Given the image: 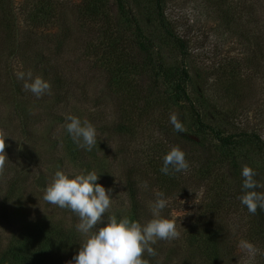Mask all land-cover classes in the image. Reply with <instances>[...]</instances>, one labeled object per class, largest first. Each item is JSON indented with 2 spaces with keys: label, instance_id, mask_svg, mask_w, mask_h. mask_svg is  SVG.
<instances>
[{
  "label": "rangeland",
  "instance_id": "rangeland-1",
  "mask_svg": "<svg viewBox=\"0 0 264 264\" xmlns=\"http://www.w3.org/2000/svg\"><path fill=\"white\" fill-rule=\"evenodd\" d=\"M161 1L167 28L184 41L183 55L178 41L159 27L155 0H122L126 15L119 11L115 0H108L107 11L101 16L106 18L95 26L83 16L76 18L70 14L74 6L82 13L83 4L88 5L89 0H52V14L44 17L41 11L36 12L31 23L26 19H30L33 4L13 0L12 10L21 9L22 4L24 10L17 14L9 34L15 39L6 40V45L17 47L21 38L36 27L32 39L36 43L32 45L49 40L42 49L47 44L46 47H53V53L58 50L59 59L53 54L61 65L57 71L60 79L73 89V96L60 97L52 110L42 96L37 99L28 91L15 98L12 83L1 76L0 138L5 144V159L0 168V207L8 183L15 181L17 187L6 201L5 216L0 212L2 246L10 241L11 233L15 232L18 239L33 224L43 221L75 230V216L42 199L43 188L55 170L69 174L95 170L100 175L97 182L112 191V203L104 215L119 218L129 211L123 171L134 164L135 172L151 174L161 167V155L177 146L185 153L189 167L180 172L177 189L164 192L168 204L162 215L176 221L179 235L153 245L159 264H182L174 252L188 248L185 233L195 227L199 216L209 213V208L227 222L223 227L236 248L229 264H264V212L257 209L252 215L238 199L240 170L245 165L255 170L257 191L264 192V0ZM40 7L37 3L36 8ZM128 15L153 45L151 62L159 57L176 75L182 66L187 69L190 80L185 88L195 111L186 101H167L166 87L160 76L154 75L158 70L152 72L142 67L145 55L133 53V49L120 50L118 54L124 63L116 60V67L113 56H89L86 46L101 48L114 30L128 29L121 25ZM127 37L133 39V31ZM38 49L41 50L39 46ZM9 50L17 51L8 49L7 54ZM7 54L2 55L0 69L11 79H17L16 73L23 69L27 72L29 64ZM26 56L34 63L30 50ZM130 63H137L138 70L131 69ZM26 96L30 97L25 102L27 130L14 111V103ZM68 114L87 119L96 128L97 144L91 151L79 148L77 154L71 148L73 141L64 129ZM172 114L182 124V131L178 132L170 123ZM214 134L233 138L230 145L222 148L227 155L224 162L209 168L198 157L205 158L209 151L212 158L206 159L210 164L218 159L214 148L220 144ZM145 182L143 190L147 188ZM150 186L139 198L144 207L141 223L151 218L150 201L155 199V193L159 188V192L164 191ZM257 233L258 238L253 237ZM241 240L255 246L254 256L239 247Z\"/></svg>",
  "mask_w": 264,
  "mask_h": 264
},
{
  "label": "trees",
  "instance_id": "trees-1",
  "mask_svg": "<svg viewBox=\"0 0 264 264\" xmlns=\"http://www.w3.org/2000/svg\"><path fill=\"white\" fill-rule=\"evenodd\" d=\"M26 1L27 5L33 4L31 6L33 12L30 15V19H26L27 22H33L34 15L40 11L44 17H46V14H52V0H41V2H38V0ZM107 1L108 0H89L87 3L88 5L83 4L82 13L79 10V7L76 8V6H74L70 9V14L75 15L76 18H82L83 16L86 21H90V24L95 26L96 22H101L106 18H102L101 16L105 13V11H107ZM115 1L118 4L119 11L121 13H125L126 15L122 0ZM161 2V0H155L157 6L158 25L167 35L178 41L180 53L183 55L185 54L183 52V49H185L184 41H181L180 38L176 37L167 28L163 19L162 9H160ZM37 3L41 5L39 9L36 8ZM12 4L13 0H0V64H3L2 55L7 54L8 49L16 48L17 51L9 50L7 55L10 58H17L19 62H27L25 65L29 64L28 70L31 71L34 76L40 75L50 84V91L42 95V100H44V103H48L53 110L55 108L54 106L58 104L60 97L64 98L68 95L73 96V89L68 87V84L64 79H60L59 72L57 71L59 66H61L57 62V59L59 58L56 52L58 50L55 49L56 59L53 57V54H55L53 53V47H46L49 40L42 39L37 42L36 46L32 45L33 43H36L32 41L33 36L35 35L33 29L36 27L31 29L29 28L30 31H28V34L24 35L20 41L18 40L19 42L17 47L12 45L10 48L9 44L6 45V40L15 39L14 36L9 34L13 31L12 25L17 21V14L20 12L23 13L24 10L22 9L23 4L20 6L21 9L16 8L15 10H12ZM32 24L35 26L34 23ZM124 24L125 26H128V29L125 28V30H120V32L114 30L113 34L108 37L106 42L102 44L101 48H99V45L86 46L89 56H94L95 54L103 55V57L113 56V59H115L114 66L116 67V60H118V63L120 64L124 63V59H122L121 54H118V51L121 50V52H124L125 49H133V53H139V55L143 54L146 56L147 59H145L142 65L145 70L152 72L156 71V69L158 70V73L154 72V75H159L163 85L166 87L168 92V95L166 94L168 102L176 101L179 103L181 101H186L190 103V99L185 88L186 84L190 80L187 69L182 66L181 70L176 75L175 73H171L165 67L159 57L155 59L154 62H151V51L153 48L151 41L146 39L136 20L129 19V15L125 16V21L121 25L124 26ZM130 31H133V39L130 38L128 40L127 34ZM45 41L47 44L43 46L44 48L42 49V45ZM38 46L41 50L38 49ZM59 47L61 46H58V48ZM29 50L30 54H34L31 58L34 63L29 61L28 56H26V53ZM45 53H47V55H44ZM95 62L97 64L99 63L98 60ZM137 63H130L129 67H131V69L138 70L137 68H139V65ZM125 65L128 64L125 63ZM2 75L7 78V82L12 83L13 89L16 92L13 96L18 98L21 93L25 91L23 89V81L11 79L8 73H3L2 69H0V86ZM32 96L34 95L32 94ZM28 98L30 97L26 96V98L22 99L21 102L16 101L14 103V107H16L14 111L18 112L17 115L19 116L22 127L25 130H27L29 126V121L25 115V102H29ZM25 99L28 101H25ZM190 107L193 111H195L192 103H190ZM49 114L51 116L52 111ZM196 117H198L197 113ZM121 129L122 127H119V130ZM118 132L122 133V131ZM213 132L214 131L212 129L211 133ZM214 136L216 141L220 144L214 148L216 149V153H218V159L215 158V161L210 164V161L206 159L207 156L212 158L209 151L206 152L207 155L205 158L201 155L198 157L201 161L204 160V166L208 165L209 168L210 165L215 167L219 165V162H224L227 155L224 151H222V148H226L230 145L233 138L232 135L219 137L218 134H214ZM71 148H73L74 151L76 149L77 154L80 152L79 148L74 143H72ZM161 156L163 157V155ZM39 158L36 160H39ZM134 167L135 165L133 164L130 168L123 171L124 190L128 198L129 207V211H127L128 215L124 217L141 222V213L144 210V207L139 198L143 195L142 192H146L147 188L150 190V188H152L150 184L156 185L158 188L161 187L164 190L163 193L165 192V194L173 189H177L179 184L176 181L177 178H181V173L163 175L160 172L161 167H158L157 171L152 170L151 174L146 171L139 173V171H134ZM205 173L208 172L206 171ZM141 180L147 181V188L144 190L141 189V186L144 185ZM16 190L17 187H15V181L8 183L7 190L3 195L4 198L1 201L3 203V207H0V212L3 216H5L6 201L10 200L11 195H13ZM159 191L162 190L159 188ZM65 210L68 214L75 216V214L71 211L67 209ZM208 210L209 213L199 216V218L195 221V227H193L192 230L189 229L190 231L185 233L188 248L185 247L183 252H180V250H176L174 252L176 259H178L182 264H229L231 258H234L233 256L235 255L236 248L230 243L229 237L231 236L223 227V225L227 224V222L221 217H216L217 213L211 212V208ZM74 218L76 220L75 222L78 223V218L76 216ZM78 234L79 233H77L73 228L66 229L62 224L57 222L43 221L35 223L30 229L28 228V230H26L23 236H20L18 239H16L15 232H13L10 234V241L5 243L3 246L0 241V264H68V261L72 259L78 249V245L81 240V237L79 236L80 234ZM258 236V233L257 235L253 234V237L258 238ZM158 256L148 257L146 253L144 254V258L148 259L150 264H159Z\"/></svg>",
  "mask_w": 264,
  "mask_h": 264
},
{
  "label": "clouds",
  "instance_id": "clouds-1",
  "mask_svg": "<svg viewBox=\"0 0 264 264\" xmlns=\"http://www.w3.org/2000/svg\"><path fill=\"white\" fill-rule=\"evenodd\" d=\"M16 78L23 81V89L37 99L50 91V84L42 76H34L31 71L17 72ZM169 121L174 129L182 131V124L175 114L169 117ZM64 129L80 149L91 151L97 144L96 128L87 119L68 114ZM4 148V140L0 138V168L4 164ZM188 167L185 153L173 146L163 155L160 172L169 175L187 171ZM240 176L238 199L241 205L252 215L257 213V209L264 212V192L257 191L259 185L255 180V170L245 165L240 170ZM99 178L95 170L84 169L69 174L57 169L43 188L42 199L45 202L67 209L78 218L75 230L81 240L68 264H150L144 254L156 256L153 245L179 235L176 221L162 215L168 204L167 197L163 192L155 193V199L150 201L151 218L144 223L116 215L105 217L112 203V191L99 184ZM239 247L252 256L257 251L247 240H241Z\"/></svg>",
  "mask_w": 264,
  "mask_h": 264
}]
</instances>
